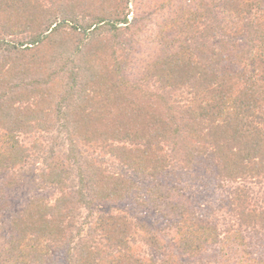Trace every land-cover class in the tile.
<instances>
[{"label":"trees","instance_id":"trees-1","mask_svg":"<svg viewBox=\"0 0 264 264\" xmlns=\"http://www.w3.org/2000/svg\"><path fill=\"white\" fill-rule=\"evenodd\" d=\"M131 1L0 0V264H264V0ZM32 160L57 195L12 211ZM195 168L229 185L221 224Z\"/></svg>","mask_w":264,"mask_h":264},{"label":"rangeland","instance_id":"rangeland-1","mask_svg":"<svg viewBox=\"0 0 264 264\" xmlns=\"http://www.w3.org/2000/svg\"><path fill=\"white\" fill-rule=\"evenodd\" d=\"M149 6L150 0H135V4L134 1H131L129 3L130 12L128 17L131 19L134 16V11L136 9L137 12H140L145 10L147 7L149 8ZM146 17L149 19L146 20V24L143 25L144 32L141 34L143 37L150 36V13ZM152 22H154V20ZM150 50L151 48L149 42L139 43L135 48L137 60H141L150 54ZM35 137H37V141H42V139L38 136L28 135L23 138V142L26 145H30ZM40 167L41 165L39 161L32 160L30 164L21 169V175L17 177L18 183L8 191L12 211L19 208L25 199L32 193H41L46 195L51 200L57 195L54 188L47 186L39 180L40 178H38V174ZM186 174L187 175L183 176V179L185 178V183L183 185L187 188V195H189L197 205L198 212L211 220L219 222V224H221L224 219H228L227 190L229 185L213 178V175L211 174L198 170V168H195L191 170L190 173ZM7 213L5 214L6 216H8L10 212L8 211ZM137 213L141 212L137 211ZM148 215L149 221L156 223V226H163L162 220L159 216L153 213ZM163 234H165L163 235L164 249L150 252L157 259L164 258L168 252L175 253V248L171 242V238L167 235L170 233L164 232ZM215 249L216 248L214 247L213 249L207 251V255H204L203 260L210 259ZM196 260L197 259L194 258L183 257L181 264H197Z\"/></svg>","mask_w":264,"mask_h":264}]
</instances>
